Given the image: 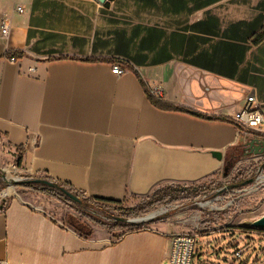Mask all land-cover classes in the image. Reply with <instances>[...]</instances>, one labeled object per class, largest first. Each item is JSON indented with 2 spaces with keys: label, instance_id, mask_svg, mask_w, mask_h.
<instances>
[{
  "label": "crops",
  "instance_id": "1",
  "mask_svg": "<svg viewBox=\"0 0 264 264\" xmlns=\"http://www.w3.org/2000/svg\"><path fill=\"white\" fill-rule=\"evenodd\" d=\"M4 19L0 139L22 177L132 208L160 189L225 178L238 149L264 136L233 121L249 96L264 112V0H0ZM119 62L131 72L114 76ZM154 87L161 103L231 121L158 108ZM10 189L0 192L7 264H169L171 238L189 233L159 221L111 240L88 222L86 238L63 204Z\"/></svg>",
  "mask_w": 264,
  "mask_h": 264
},
{
  "label": "rangeland",
  "instance_id": "2",
  "mask_svg": "<svg viewBox=\"0 0 264 264\" xmlns=\"http://www.w3.org/2000/svg\"><path fill=\"white\" fill-rule=\"evenodd\" d=\"M239 155H242V149ZM11 156L9 149L0 139V171L9 180H16L14 187L20 188L15 184L30 182L32 179L20 176L17 169L10 167L12 164L16 165ZM226 175L225 178H217L219 181L183 187L184 193L172 197L145 215L126 219L117 211H110L108 215H97L90 209H83L82 212L113 226L111 229L100 228L111 240H116L125 231V228H114L116 223L126 226L138 225L142 229L154 222L164 221L170 225L185 227L187 232H197L199 235L196 238L194 264L205 261L218 264H264V230L252 227L254 222L264 216V160L254 162L251 156H247ZM191 188L198 190L191 192ZM63 206L61 209L67 213L66 218L68 215H74V212L73 217L90 223L78 212L75 203ZM162 212V216L144 223H128L114 219L141 221L140 219L151 218L157 215L155 213ZM237 250L244 252L240 260L234 256Z\"/></svg>",
  "mask_w": 264,
  "mask_h": 264
},
{
  "label": "trees",
  "instance_id": "3",
  "mask_svg": "<svg viewBox=\"0 0 264 264\" xmlns=\"http://www.w3.org/2000/svg\"><path fill=\"white\" fill-rule=\"evenodd\" d=\"M262 38H264V36ZM5 57L8 58L9 60H11V59L17 60V59H20L21 57H23V54L21 52L20 53H8L7 55H5ZM147 95H148L149 100L151 101V103L154 106L161 108V109H164V110L185 112V113L191 114L193 116H197V117L204 118L207 120L231 121V119H229V118L209 117V116L204 115V114L188 111V110L181 109V108H178V107H175L172 105L161 103V101H159L158 99L151 96L149 92L147 93ZM240 151H241V149L239 148L237 153H236V156L233 157L231 160H229V162H227V164L225 165V168H224V173L227 174L234 167V165L240 160V158L243 155V150H242V155H239ZM20 163H21V157H19L18 161H16V164L18 166H20ZM0 175L2 177V181L0 182V192H1L8 187V183L3 180L4 175L1 171H0ZM31 179L32 180L30 182L25 181L23 183L15 184V186L20 187V188H26L33 193L41 194L43 196H46L52 200H55V201L61 203L63 205H70L73 202L70 199H68V197H66L61 192L62 189L66 190L67 192L75 195L80 200V204H76L78 212L82 213V216L85 219H87L90 223L95 224L96 226H98L101 229H111V228H113V226L107 225L106 223H103L102 221L96 220L91 215L84 214L82 212L83 209H90L94 214H97V215L100 213H104V214L108 215V214H110L109 213L110 211H117V212H120L122 214L123 218L129 219V218L134 217V216L145 215V214L149 213L150 211H152L155 207L163 205L172 197H174L180 193L185 192L184 191L185 189H182L183 187H181V186H177L175 189H171V188L160 189V190L156 191L147 200L140 203L139 205L132 207V208H125L121 205V203H118V202L108 201V200H104V199L88 198L83 193L78 192L75 189H73V188H71L65 184L58 183L55 181H51L50 179L45 178V177H43V178L42 177L41 178H31ZM40 180L47 181V182L53 184L54 187L49 188V187H46L44 185L36 183V181H40ZM190 190H191V192H193L195 190H198V188H191ZM114 219L117 220L118 218H114ZM66 224L69 227L73 228L75 231H77L79 234H81V236L89 238L93 235L92 227H90L86 222H83V221H81V220H79V219H77L71 215L67 216ZM122 226H124V227H122ZM114 228H125V231L121 235L118 236L121 238L126 233H128L130 231L139 230L140 226H138V225L137 226H134V225L126 226V225H122L121 223H116V225H114Z\"/></svg>",
  "mask_w": 264,
  "mask_h": 264
},
{
  "label": "built area",
  "instance_id": "4",
  "mask_svg": "<svg viewBox=\"0 0 264 264\" xmlns=\"http://www.w3.org/2000/svg\"><path fill=\"white\" fill-rule=\"evenodd\" d=\"M16 12L18 14H23L22 8H17ZM11 35V22L7 19L2 20L0 24V38L8 39ZM11 62L16 60L11 59ZM131 72L125 64L119 62L112 66V74L116 77H122ZM151 96L156 99H161L163 92L160 88L154 87L149 90ZM233 121L242 129L253 132H261L264 127V112L261 107L256 105V100L254 97H248L244 107L238 111L233 116ZM264 141V136L260 137ZM264 159V155L262 157ZM13 170H16V165L12 164L10 166ZM5 178V177H4ZM2 177L0 175V181ZM5 180L8 182L10 188L12 183H9L8 178ZM16 183V180H15ZM14 184V183H13ZM6 196H0V212L5 208ZM157 214V213H155ZM162 213H159L152 218L156 219L162 216ZM64 227V226H63ZM66 229H69L68 226H65ZM199 234L197 232L181 233L176 234L171 238V249L169 254V264H194L195 259V248H196V238ZM241 240L243 238L241 237ZM243 250H237L234 253L236 259L240 260L243 257ZM0 264H7L6 261L0 259ZM198 264H218L210 261L198 262Z\"/></svg>",
  "mask_w": 264,
  "mask_h": 264
},
{
  "label": "water",
  "instance_id": "5",
  "mask_svg": "<svg viewBox=\"0 0 264 264\" xmlns=\"http://www.w3.org/2000/svg\"><path fill=\"white\" fill-rule=\"evenodd\" d=\"M100 3H105L107 0H98ZM243 155L245 157L247 156H255V157H263L264 155V141L261 139H250L247 143H245L243 145ZM213 156L218 158L219 160L222 159V155L220 153H213ZM7 179V177H5ZM252 181H249V183ZM36 183L44 185L46 187L52 188L54 187L53 184L47 182V181H36ZM12 186H14V184L12 183ZM61 192L68 197V199H70L73 203L75 204H80V200L73 194L67 192L66 190H61ZM118 221H123V222H128V223H144V222H148V221H152L154 220V218H143L140 219L141 221L138 220H131V221H126V220H122V219H117ZM252 227L254 229L257 230H264V216L261 217L260 219H258L256 222H254L252 224Z\"/></svg>",
  "mask_w": 264,
  "mask_h": 264
},
{
  "label": "bare ground",
  "instance_id": "6",
  "mask_svg": "<svg viewBox=\"0 0 264 264\" xmlns=\"http://www.w3.org/2000/svg\"><path fill=\"white\" fill-rule=\"evenodd\" d=\"M8 181H9V183H14V182H15V181H11V180H9V179H8ZM12 188H13V187H12ZM12 188L10 189V191H13ZM10 191L5 192L4 194L6 195V194L9 193ZM157 214H158V213H157ZM148 218H149V217H148Z\"/></svg>",
  "mask_w": 264,
  "mask_h": 264
}]
</instances>
